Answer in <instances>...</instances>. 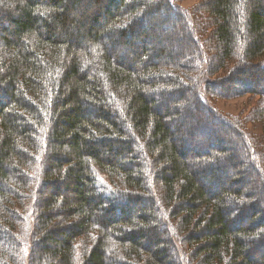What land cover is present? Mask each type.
Wrapping results in <instances>:
<instances>
[{
	"label": "trees",
	"instance_id": "1",
	"mask_svg": "<svg viewBox=\"0 0 264 264\" xmlns=\"http://www.w3.org/2000/svg\"><path fill=\"white\" fill-rule=\"evenodd\" d=\"M183 1L0 0V264H179V244L264 264V127L253 149L199 104L228 77H198L264 62V0ZM146 36L167 46L135 50ZM223 163L250 167L255 195L236 169L223 186Z\"/></svg>",
	"mask_w": 264,
	"mask_h": 264
},
{
	"label": "rangeland",
	"instance_id": "2",
	"mask_svg": "<svg viewBox=\"0 0 264 264\" xmlns=\"http://www.w3.org/2000/svg\"><path fill=\"white\" fill-rule=\"evenodd\" d=\"M197 2H199V0H184L180 4V6H181V9L183 8L184 12L186 11V13H189V15H192L191 9L194 6L193 4H196ZM173 24H175V22ZM211 29H212V25L210 23H204V25H202L201 29L196 28L193 30L195 31L196 38L198 40H200L201 42H204L203 39L206 37V35H208V33L210 32ZM163 31H164L165 39L170 34L171 35L174 34L175 36H178V37L183 36V32L181 33L178 30H175L174 26H172V30L169 33L167 32L168 34L165 32V29H163ZM141 39H144V38L141 37ZM206 44L203 43V45H206ZM142 45H143V47L144 46L149 47L151 45L156 46V47H161V46H167V43H164V42L155 43V42L151 41L150 39H148L146 36L145 39L143 40L142 44L137 43V42L135 43V50H136V48L139 49V47H141ZM213 45H214V42L212 39L210 46L209 45L204 46L205 54L207 55L208 58L206 60V57H205V60L203 58H202V60H203V63L206 65L209 64V59H211V58H209V56L215 53ZM191 53H193V52H191ZM127 57L130 58L129 56H125V60L127 59ZM183 57H186L185 54ZM187 58H188V56H187ZM262 64H264V62L259 61V62L254 63V62H249V61L246 62V61L238 59L237 66L235 63L234 64L231 63L230 66L227 67V69H228L227 73H225L223 70L217 71L216 74H214V75L209 74L210 73L209 72L206 75V77L204 78V71H203V74H202V72L200 73V71H199L200 75L198 76V77H200V79H208L209 78V79L214 80V81H216V80L221 81L224 77H228L227 80H229V81L225 84V87H220V86H216V87L212 86L211 87L210 86L211 93H208L207 95H205L206 97H203V100L200 97L199 101H201V102H199V104L201 103L200 105L204 106L203 101H205L206 104H208L210 106V109L214 113L220 115L221 117H223L221 119L227 120L228 122L231 121L233 123L234 121H236V125H240V122L242 121L241 123H243V130L246 131V133L244 132L246 134V137H247L246 141L248 142L249 145L252 146L253 149L255 147L253 144V142L255 141V136H257V134H258L257 132H259L261 130L260 127H264V123L258 121L259 119H263L264 113H260L258 115L256 114L257 109L264 108V70L259 71V69L262 67L261 66ZM256 65H258V66L260 65L259 69H257V70L255 68ZM234 71H236V72H234ZM233 72H234V74H233ZM190 76L195 81H198L196 78L197 74H193V75L190 74ZM235 77L238 80L234 79ZM198 95H197V97H198ZM189 96H191V95H189ZM189 107L194 109V107L192 105H190ZM203 110L204 109L201 108L200 111L203 113ZM253 110L255 112H253ZM218 118L219 117H213L212 116V118H210V121L211 122L216 121ZM173 123H175V121L172 122V124ZM236 125H234V126L236 127ZM241 129H242V127H241ZM197 131L200 132L201 129L198 127ZM207 133H208L207 136L205 135L206 140L209 143L212 141H215L214 138L209 137V132H207ZM199 134L204 135L203 131H202V133L200 132ZM235 138H237V136L234 137L231 133L227 134V139H231V142H228L225 139V142L227 144L224 143L223 141L221 143H222V145H226V147L228 149L234 150L235 148L240 147L239 141H237ZM248 139H249V141H248ZM252 139H253V141H252ZM210 144H212V143H210ZM210 144H208V147L213 146ZM192 148L193 149H191L192 151L189 153V156L186 154L188 156L189 160L193 156L194 151H199L200 153H205L204 151H207V148L204 145L198 146L196 148H194V147H192ZM238 159L240 161V158L237 155L235 160H238ZM224 167L226 168V170L224 169ZM245 167H246V165L243 168H240L239 171H237L238 169H236L235 167L229 168L228 165L223 163L222 164V170H223L222 175L223 176L221 178V180L223 182V186L228 187V186L233 184L231 179L234 180L235 178H237V175H233L231 171H232V169L233 170L236 169L237 173H240L238 179H240L244 185L249 186V187L246 186L247 189L244 192L248 193L250 195H255L256 180H255V177L253 176L254 173H253L252 169H248L250 167L244 169ZM262 167L264 168V166H262ZM197 169L198 168H193V170H195V171ZM218 175H220V174H218ZM102 181H103L102 182L103 185L104 184L108 185V183H109V181H106L105 179ZM234 185H237V187L238 186L240 187L239 184H234ZM249 201H251V202H248L249 204H251L253 202L255 204V198L250 199ZM161 204H164V202L162 201ZM129 211H131V213H133L136 211V209H135V207H134V209L130 208ZM179 246H180V250H181V252H179V254H181V257H183L184 259L179 257L180 259H178V263L184 264V262H185V264H187V262H188V264H197L196 261L191 258V255H190L191 250L188 248H184V250H183L180 244H179ZM255 250H257V251H255ZM262 253L263 252L258 250V248L257 249L254 248L253 255L257 256V255L262 254Z\"/></svg>",
	"mask_w": 264,
	"mask_h": 264
}]
</instances>
